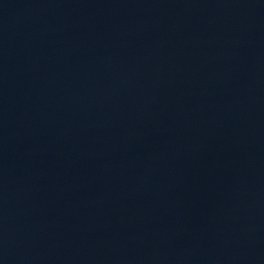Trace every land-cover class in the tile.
Segmentation results:
<instances>
[{
    "label": "water",
    "instance_id": "obj_1",
    "mask_svg": "<svg viewBox=\"0 0 264 264\" xmlns=\"http://www.w3.org/2000/svg\"><path fill=\"white\" fill-rule=\"evenodd\" d=\"M0 264H264V0H0Z\"/></svg>",
    "mask_w": 264,
    "mask_h": 264
}]
</instances>
